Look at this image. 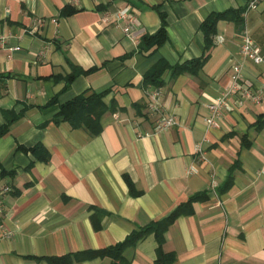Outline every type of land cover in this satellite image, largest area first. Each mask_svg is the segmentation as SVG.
<instances>
[{
	"label": "crops",
	"instance_id": "obj_1",
	"mask_svg": "<svg viewBox=\"0 0 264 264\" xmlns=\"http://www.w3.org/2000/svg\"><path fill=\"white\" fill-rule=\"evenodd\" d=\"M247 3L0 0V128L7 126L0 190L9 188L3 225L10 232L0 238V264H50L48 258L114 246L195 194L205 199L164 234L162 251L174 255L173 264H264V126L255 124L264 115V0L256 10L246 11ZM64 8L74 12L64 15ZM125 9L135 18L130 36L118 20ZM230 10L241 11V22L216 23L209 57L196 73L168 69L162 87L144 85L160 60L175 67L199 58L201 23ZM161 17L166 42L142 49ZM37 20L42 25L33 28ZM243 31L260 64L242 59ZM239 63L240 83L260 91L261 101L230 100L218 127L208 129L206 105L231 85ZM150 92L157 93L158 112L150 109ZM84 93L102 94L98 135L57 116ZM159 116L176 124L154 133ZM156 248L149 235L125 257L155 264ZM110 263L99 257L70 264Z\"/></svg>",
	"mask_w": 264,
	"mask_h": 264
},
{
	"label": "trees",
	"instance_id": "obj_2",
	"mask_svg": "<svg viewBox=\"0 0 264 264\" xmlns=\"http://www.w3.org/2000/svg\"><path fill=\"white\" fill-rule=\"evenodd\" d=\"M74 10L64 8L62 14L69 15ZM241 11H226L217 14L208 15L200 25V31L204 36V47L202 55L190 62L180 66L169 67L164 61L160 60L152 67L143 77L145 86L160 88L163 86L162 75L166 70H171L172 73L192 72L196 73L207 61L209 51L212 47V38L215 34L216 23L220 20L232 21L235 24L241 22ZM165 20L161 17V25L158 31L152 35H147L142 38V49H151L160 47L167 40L165 29ZM74 75L69 76V80L73 79ZM102 94H81L72 100L62 104L59 108L58 117L66 121L72 128L85 127L93 135H98L101 131L100 119L106 108L102 103ZM257 128L264 126V115L259 116L256 123ZM7 131V126L0 128V136H3ZM37 149V148H36ZM35 153V148L32 149ZM232 172V170H231ZM230 172V173H231ZM2 176H5V171H2ZM231 174L228 176L224 187L228 188L231 185ZM128 187L133 192L132 184L126 179ZM205 199L204 194H195L187 200L186 203L178 206L167 217L151 222L143 227H138L133 230L122 242L103 248L100 250H88L72 255H66L60 258H48L50 264H70L72 262H80L91 260L99 257H107L111 260L110 264H130V260L125 257V252L134 249L136 245L149 235H153L157 244L155 264H173L175 261L174 255L166 254L162 251L164 243V234L168 227L180 216L190 215L192 213V204Z\"/></svg>",
	"mask_w": 264,
	"mask_h": 264
},
{
	"label": "built area",
	"instance_id": "obj_3",
	"mask_svg": "<svg viewBox=\"0 0 264 264\" xmlns=\"http://www.w3.org/2000/svg\"><path fill=\"white\" fill-rule=\"evenodd\" d=\"M263 0H248L246 11L256 10ZM109 17H105L104 21H108ZM118 20L124 22L123 32L126 36H130L131 27L135 23L134 16L129 12V9H125L119 12ZM42 22L37 20L33 28L40 27ZM221 42L222 39L219 38ZM18 50V48H15ZM240 54L244 61H250L253 64H260L263 60L259 49L253 43L249 34L243 31L240 39ZM231 85L220 94L214 101L209 102L206 105L208 110V117L205 119V124L208 129L217 128V119L220 117L223 110L228 106L230 100L234 103H241V99L249 97L253 102L259 103L261 101V92H255L248 88L247 85L241 84L242 82V63L233 66V74L231 77ZM148 96L151 99L150 109L152 112H158L159 105L156 92H150ZM176 124L173 116L163 117L159 116L155 122L154 133H160L164 130L171 128ZM195 150L201 152V146L199 144L195 145ZM9 192L8 187H3L0 190V238H7L10 235L3 225V207H4V196Z\"/></svg>",
	"mask_w": 264,
	"mask_h": 264
}]
</instances>
